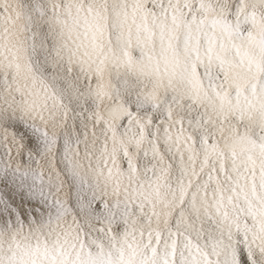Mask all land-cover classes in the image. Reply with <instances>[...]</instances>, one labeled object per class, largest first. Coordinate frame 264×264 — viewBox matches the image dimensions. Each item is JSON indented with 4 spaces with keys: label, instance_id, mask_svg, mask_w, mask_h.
<instances>
[{
    "label": "snow or ice",
    "instance_id": "6c2138e0",
    "mask_svg": "<svg viewBox=\"0 0 264 264\" xmlns=\"http://www.w3.org/2000/svg\"><path fill=\"white\" fill-rule=\"evenodd\" d=\"M0 264H264V0H0Z\"/></svg>",
    "mask_w": 264,
    "mask_h": 264
}]
</instances>
